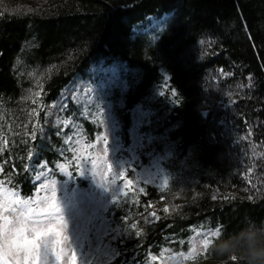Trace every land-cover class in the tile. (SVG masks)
<instances>
[{
	"label": "trees",
	"instance_id": "trees-1",
	"mask_svg": "<svg viewBox=\"0 0 264 264\" xmlns=\"http://www.w3.org/2000/svg\"><path fill=\"white\" fill-rule=\"evenodd\" d=\"M0 1V135L9 140L0 181L30 197L39 183L30 165L44 162L53 179H65L58 165L66 164L69 185L86 186L72 159L74 124L62 120L78 123L83 143H94L101 123L79 97L93 88L127 145L132 110L145 112L134 164L158 158L169 184L161 191L140 181L119 203L107 202L118 251L103 264L185 253L195 235L209 238L206 247L176 264H244L217 245L239 243L253 228L264 236V0ZM152 15L162 18L146 31ZM31 125L34 140L24 135ZM126 173L134 178L131 168ZM154 210L162 219L139 223L141 237L126 231L125 214L141 221Z\"/></svg>",
	"mask_w": 264,
	"mask_h": 264
},
{
	"label": "snow or ice",
	"instance_id": "snow-or-ice-1",
	"mask_svg": "<svg viewBox=\"0 0 264 264\" xmlns=\"http://www.w3.org/2000/svg\"><path fill=\"white\" fill-rule=\"evenodd\" d=\"M4 12H0V16H4ZM204 44L205 41H200ZM223 72V70H221ZM224 75H231V73H224ZM167 79V78H165ZM167 86V85H165ZM248 87H252L251 78H249ZM41 87H43L41 85ZM35 97H40L41 92H36ZM172 96H176V90L172 89ZM34 104H38V100H33ZM31 116H38L39 112L37 109H33L30 113ZM102 124L101 114L96 117ZM64 125H69V120L63 121ZM25 129L29 128V125H23ZM36 125H31V131H25V136H30L34 140L37 136ZM62 134V133H58ZM19 135V133H17ZM252 135L251 131L248 137ZM245 137L244 139H247ZM72 138L69 137V140ZM98 139L103 142V155H92L81 157L80 155H74L73 161L76 165L77 173L82 174L81 169L86 165L83 162L87 161L89 158L91 160V168L89 171L94 177H99V182L103 183L105 187L111 185L114 187L115 193L113 195V201L119 203L120 197H128L129 192L137 184H141L140 180L136 181L127 178L126 170L121 168L116 171L113 165L108 159V137L105 133H101ZM0 140L3 141L2 146H0V152L7 149L9 145V140L6 134L0 135ZM27 143V141H24ZM86 148H96V144H89L85 146ZM78 151L73 149V152ZM32 153H29L31 156ZM258 155L253 152V156ZM98 161H103V164L98 165ZM83 165V166H82ZM47 167V164L44 168ZM60 172L67 173L68 165L60 164L58 165ZM100 168H105L106 170L101 171ZM43 169V168H42ZM2 170V167H0ZM252 169H249L251 172ZM45 175L41 172L40 175L36 176V180L39 181L42 176ZM121 181L123 184L121 185ZM148 181L142 184H147ZM168 181L166 178L162 179L159 183L161 191L168 188ZM51 189V195L37 196L35 200L21 199L18 192L14 191L8 186L4 181H0V264H78V255L76 247L73 246L72 238L67 233V223L64 216L62 215L61 208L57 200L56 191V181L51 180L49 183L41 184L40 189ZM40 189L37 191L39 192ZM145 191L144 187L138 189L139 193ZM213 200H216L215 195L212 196ZM224 199H228L225 197ZM251 200L252 197H249ZM133 203L138 204L139 199L133 201ZM35 205V206H33ZM126 206V204L124 205ZM152 207V205H148ZM178 205L173 206V211L178 208ZM163 213H169V207L165 206L162 209ZM9 213L11 215H9ZM162 218L157 215V212L151 211L147 215H141V221L132 220V218L125 214L122 220L125 224V229L131 230L135 236L141 237L144 234L145 229L138 226L139 223L145 225H151L159 222ZM221 231L217 229L216 233ZM212 234V233H211ZM209 238L203 240L202 244L206 247ZM178 255L183 256L185 260H194L196 257V248L193 246L189 251L185 253H179ZM175 258V257H173ZM152 261L157 259L156 256L150 258ZM235 259V258H233Z\"/></svg>",
	"mask_w": 264,
	"mask_h": 264
},
{
	"label": "rangeland",
	"instance_id": "rangeland-1",
	"mask_svg": "<svg viewBox=\"0 0 264 264\" xmlns=\"http://www.w3.org/2000/svg\"><path fill=\"white\" fill-rule=\"evenodd\" d=\"M2 4L4 3L0 1V5ZM161 18L162 17L159 18L153 15L150 16L149 22L144 29L146 31L151 30L160 22ZM106 82L107 80L103 82V84ZM91 89H82L79 97H85L83 99L87 102L89 110L95 109L93 114L96 116H99V112L101 114L103 122L101 124V131L96 136L93 143L96 144V148H86V144H84L82 140V132H80L78 123H72L68 118L64 119L69 120L71 125L74 124V132L72 135L75 136L74 142L78 150L77 155L81 157L88 156L89 154H98L102 156L104 145L102 140L98 139V137H100L101 133H105L108 137V159L116 171H119L121 168L127 171V169L131 168L134 176L132 180L136 181L139 179L140 181H148L159 185L160 181L166 177L162 172L158 158H152L150 162L145 165L135 166L134 164L136 157L134 147L140 140L137 126L141 122L142 116H145V112L138 106L132 110V124L129 129L130 143L127 145V151H122L119 142L120 136L116 132L117 125L110 113L109 107L107 105H101L100 101L98 99L96 100L94 97V90ZM64 120H62V123ZM55 121H59V119L55 118ZM83 163L86 165L81 169L82 174H78L81 178L86 180V186L84 187L78 184L69 185L70 177L68 172L65 173V179L59 181L48 176V166L44 168L46 165L44 162L39 164L32 163L30 165V172L33 180L37 181L36 176L40 175L41 172H44L45 175L38 181L39 183L35 192L30 197H21V199L35 200L37 196H50V187L48 189H40V185L55 180L58 204L67 223V233L72 238L73 246L76 247L78 264H103L112 259L118 251L116 234L113 231H108V221L104 214L106 204L109 200L113 199L115 190L111 185L105 187L103 183L99 182L100 178L94 177L89 171L91 168L90 158ZM101 164H103V161H98V165ZM100 170L104 171L106 169L100 168ZM120 183L122 185L123 181ZM38 189H40L39 192L37 191ZM9 215L11 214L9 213ZM203 240L204 236L201 235L192 237L190 248L195 246L196 254L203 250ZM183 259V256L178 254L164 252L156 262L153 263V261H151L149 264H176L177 262L183 261ZM52 264H55V262L53 261Z\"/></svg>",
	"mask_w": 264,
	"mask_h": 264
},
{
	"label": "clouds",
	"instance_id": "clouds-1",
	"mask_svg": "<svg viewBox=\"0 0 264 264\" xmlns=\"http://www.w3.org/2000/svg\"><path fill=\"white\" fill-rule=\"evenodd\" d=\"M240 242L223 241L217 245L221 255L228 258L236 256L244 264H264V236L256 229L240 234Z\"/></svg>",
	"mask_w": 264,
	"mask_h": 264
},
{
	"label": "built area",
	"instance_id": "built-area-1",
	"mask_svg": "<svg viewBox=\"0 0 264 264\" xmlns=\"http://www.w3.org/2000/svg\"><path fill=\"white\" fill-rule=\"evenodd\" d=\"M125 149V147H123Z\"/></svg>",
	"mask_w": 264,
	"mask_h": 264
}]
</instances>
